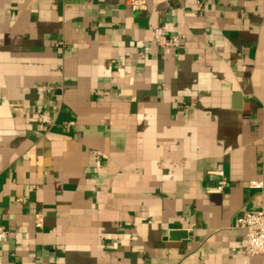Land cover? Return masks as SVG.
<instances>
[{
    "label": "crops",
    "instance_id": "1",
    "mask_svg": "<svg viewBox=\"0 0 264 264\" xmlns=\"http://www.w3.org/2000/svg\"><path fill=\"white\" fill-rule=\"evenodd\" d=\"M252 181L264 0H0V264H264Z\"/></svg>",
    "mask_w": 264,
    "mask_h": 264
},
{
    "label": "built area",
    "instance_id": "2",
    "mask_svg": "<svg viewBox=\"0 0 264 264\" xmlns=\"http://www.w3.org/2000/svg\"><path fill=\"white\" fill-rule=\"evenodd\" d=\"M132 1V0H131ZM153 46L160 51H166L169 49H179L181 41L177 36H167L163 27H157L154 30ZM143 54H150L151 47L146 46L142 49ZM40 122L43 124L51 123L48 114L40 116ZM225 186L221 183L218 191H221ZM248 187L252 190L262 192L264 190L263 181H252L248 184ZM35 227L42 229L44 226V215L38 214L35 216ZM235 228L244 231L247 244L244 248V253L248 258L255 256H264V207L253 210L246 215L237 219ZM9 232L0 226V245L8 241Z\"/></svg>",
    "mask_w": 264,
    "mask_h": 264
}]
</instances>
